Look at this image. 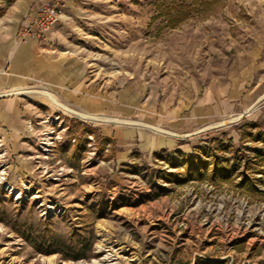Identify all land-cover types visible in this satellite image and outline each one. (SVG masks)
<instances>
[{
	"label": "rangeland",
	"instance_id": "obj_1",
	"mask_svg": "<svg viewBox=\"0 0 264 264\" xmlns=\"http://www.w3.org/2000/svg\"><path fill=\"white\" fill-rule=\"evenodd\" d=\"M60 22L58 47L114 109L94 121L24 91L40 115L23 174L0 138V264H90L111 246L115 264H264V0H68ZM201 105L212 118L166 123ZM119 128L177 143L146 152ZM193 156L210 165L189 175ZM216 160L230 179L212 180Z\"/></svg>",
	"mask_w": 264,
	"mask_h": 264
},
{
	"label": "crops",
	"instance_id": "obj_2",
	"mask_svg": "<svg viewBox=\"0 0 264 264\" xmlns=\"http://www.w3.org/2000/svg\"><path fill=\"white\" fill-rule=\"evenodd\" d=\"M65 1L67 7L68 0ZM32 2L0 0V138L16 160V170L20 174L31 166L28 159L34 158L30 151L31 141L26 140L32 136L28 124L40 115L26 104L25 90L30 87L44 89L54 104L53 98L79 116L88 115L94 121H98L99 110L114 109V103L98 99L97 78L87 82L84 64L71 55H64L58 47L60 32L57 28L40 42L22 37V29L37 14L34 9L29 12ZM63 17L64 14L61 21ZM213 114V109L201 105L186 119L177 121L176 116L175 122L166 123L176 128L189 126L198 123V118L209 120ZM115 136L120 143L126 144L138 139L146 152L174 148L177 143L173 133L152 136L142 129L119 128Z\"/></svg>",
	"mask_w": 264,
	"mask_h": 264
},
{
	"label": "built area",
	"instance_id": "obj_3",
	"mask_svg": "<svg viewBox=\"0 0 264 264\" xmlns=\"http://www.w3.org/2000/svg\"><path fill=\"white\" fill-rule=\"evenodd\" d=\"M65 8V0H49L39 8L31 23L22 29V37H29L39 42L43 41L46 35L60 23ZM2 144L0 139V146ZM43 145H47L46 142H43ZM46 151L47 149L44 150V152ZM5 174L4 169L0 171V185L6 181Z\"/></svg>",
	"mask_w": 264,
	"mask_h": 264
},
{
	"label": "trees",
	"instance_id": "obj_4",
	"mask_svg": "<svg viewBox=\"0 0 264 264\" xmlns=\"http://www.w3.org/2000/svg\"><path fill=\"white\" fill-rule=\"evenodd\" d=\"M200 3L201 2H206L207 0H198ZM175 5V4H174ZM191 8V7H190ZM180 10V9H178ZM255 152L257 154H259V156H262V153L261 151L255 149ZM206 154V153H205ZM209 156H213V155H209ZM258 156V157H259ZM186 162L189 164V175H191L193 173V168L192 166L196 165L198 167H204L205 169L210 165V163L206 162V161H203L200 157H196V156H193V157H187L186 158ZM213 177L212 180H215V179H220V180H226V179H230L231 178V169L230 167H228L227 165H224V161H219V160H216L214 165H213ZM199 174V172H198ZM199 177H196L197 179H203L204 175L202 174H199L198 175Z\"/></svg>",
	"mask_w": 264,
	"mask_h": 264
},
{
	"label": "bare ground",
	"instance_id": "obj_5",
	"mask_svg": "<svg viewBox=\"0 0 264 264\" xmlns=\"http://www.w3.org/2000/svg\"><path fill=\"white\" fill-rule=\"evenodd\" d=\"M44 94L47 95V96H49V97H51V95L49 93H47V92H44ZM54 101H55V103L58 102L56 99H54ZM67 110L70 111V109H67ZM81 116H83V118H88L85 115H81ZM46 144L47 145H50L49 142H46ZM19 197H20V195L18 196V198ZM49 208L50 209H53L54 207L51 206ZM99 248L105 249L106 248V245H101V246H99ZM117 250L118 249L117 248H114L113 246L108 247V249H105V252L106 253H104L100 259L94 260L90 264H115V261L118 259Z\"/></svg>",
	"mask_w": 264,
	"mask_h": 264
}]
</instances>
